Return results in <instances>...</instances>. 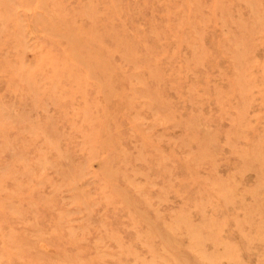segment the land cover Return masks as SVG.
Here are the masks:
<instances>
[{"label":"rangeland","instance_id":"374dc122","mask_svg":"<svg viewBox=\"0 0 264 264\" xmlns=\"http://www.w3.org/2000/svg\"><path fill=\"white\" fill-rule=\"evenodd\" d=\"M0 264H264V0H0Z\"/></svg>","mask_w":264,"mask_h":264}]
</instances>
